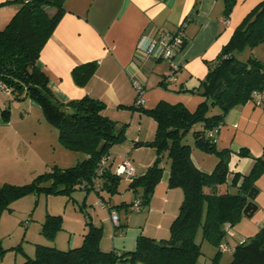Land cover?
I'll return each mask as SVG.
<instances>
[{
  "label": "trees",
  "instance_id": "16d2710c",
  "mask_svg": "<svg viewBox=\"0 0 264 264\" xmlns=\"http://www.w3.org/2000/svg\"><path fill=\"white\" fill-rule=\"evenodd\" d=\"M235 2L223 0L224 19L230 15ZM8 3L17 4L18 8L0 29V84L17 98L24 95L35 101L45 119L58 128L60 143L82 152L83 157L69 167H50L31 182L0 185V215L10 209L13 200L26 194L44 192L71 196L75 189L84 190L85 195L94 191L102 204L98 205L109 209L131 207L135 210L132 205L136 200L140 209L145 208L165 170L164 159L169 169L168 186L180 187L183 193L165 239L141 233L133 250L103 251L99 245L102 227L90 222L86 215L80 245L59 249L37 243L33 256H28L22 264H197L202 254L201 244L195 240L199 231L201 239L216 245L217 253H221L220 244L227 230L243 216L242 209L247 202L241 192H248L264 173V155L254 157L240 148L237 151L240 156L253 158L252 167L248 173L235 172L229 179L230 150L218 149L215 142L225 114L249 101L253 91L264 89V62L254 56L244 59L241 56L245 48L251 49L264 41V0L243 17L217 57L207 62L206 75L196 89L190 90L203 98L194 111L166 101L148 109L137 106L156 121L154 138L144 143L155 146L156 158L143 174L127 177V189L135 195L133 202L120 201L115 205H109L110 198L119 192V182L126 176L117 173L116 167L110 169L108 154L110 146L125 139V125L116 129V123L102 113L105 105L100 99L88 95L67 101L59 99L50 88L47 73L37 64L41 49L65 13V0H5L0 5ZM185 42L184 38L183 46ZM95 68V62H84L74 66L71 74L76 82L84 83ZM159 83L169 88V77ZM1 114L7 120L8 108ZM190 130L195 147L216 154L210 173L202 171L192 161V145L184 142ZM210 130L216 131L209 135ZM102 158L106 162L98 173ZM222 186H226L224 190ZM60 221L61 215H48L42 233L54 238ZM115 228L121 230L119 221ZM245 239L246 242L240 243L239 238L232 247V258L227 264H264V226Z\"/></svg>",
  "mask_w": 264,
  "mask_h": 264
},
{
  "label": "crops",
  "instance_id": "0c3cea01",
  "mask_svg": "<svg viewBox=\"0 0 264 264\" xmlns=\"http://www.w3.org/2000/svg\"><path fill=\"white\" fill-rule=\"evenodd\" d=\"M260 1L236 0L230 15L224 19L223 0H65V13L41 49L37 64L47 73L50 88L59 99L67 101L86 95L100 99L105 105L102 113L116 123V129L125 125V139L110 146L108 165L113 170L127 157L134 176H138L156 158L155 146L144 144L154 138L156 121L135 104L136 84L143 90L144 101L140 106L144 109L166 101L194 111L203 98L190 90L199 86L208 71L207 62L217 57L234 28ZM17 8L14 3L0 5V24H6ZM158 30L167 33L181 30L184 34L186 42L170 62L144 53L145 46ZM84 62H95L96 68L84 83H78L71 71ZM171 76L169 88L162 87L159 81ZM179 88L181 90H177ZM26 101L30 114L35 112L39 116L40 106L30 98ZM224 117L215 142L218 149L230 150V179L233 173L246 174L252 167L253 158L240 156L237 153L240 148L254 157L264 155V106L257 107L247 101L230 109ZM201 150L191 148L192 161L196 167L210 173L216 161ZM163 164L165 170L147 207L136 211L131 207L114 210L98 206L97 213L87 215L90 222L102 227L99 245L103 251L133 250L141 233L156 239L168 237L183 193L180 187L168 186L169 169L165 159ZM123 181L126 192L119 194L120 200L111 197L109 205L135 199L127 189V177H123ZM255 186L258 189L254 198L258 204L255 212H260L264 219V173ZM83 210L85 212L84 207ZM112 213H116L121 230L115 228ZM85 227L84 220V225L81 227L80 223L77 229L80 233L67 229L64 240L57 234L54 246L68 249L80 245Z\"/></svg>",
  "mask_w": 264,
  "mask_h": 264
},
{
  "label": "rangeland",
  "instance_id": "374dc122",
  "mask_svg": "<svg viewBox=\"0 0 264 264\" xmlns=\"http://www.w3.org/2000/svg\"><path fill=\"white\" fill-rule=\"evenodd\" d=\"M4 25L0 24V29ZM241 56L243 59L254 56L264 61V41L251 49L245 48ZM26 100L28 97L21 95L17 98L14 93L6 91L0 85V185L31 182L50 167H68L83 156L82 152L65 148L60 143L58 128L45 119L41 109L39 116L35 112L30 114L31 109ZM5 108L9 111L7 120H4L1 114ZM184 142L195 147L192 130L186 134ZM201 153L217 160L213 152L201 150ZM119 183V192L112 196L115 200H120L119 194L126 192L123 177ZM104 194L107 195L106 192ZM98 201L99 197L94 191L85 195L81 189L72 191L71 196L39 192L13 200L9 205L10 209L0 215V264H22L28 256H33L37 243L54 246L53 239L60 233V238L63 236L64 240V236L68 235L67 229H73L76 234L80 233L77 229L80 223L81 227L84 225L85 216L91 212L95 214L99 210ZM58 214L61 215L60 228L54 238H49L42 233L43 222L48 215ZM261 215L260 212H255L251 217L243 216L230 226V234L225 235L222 244L234 247L239 238L252 237L264 226ZM195 240L201 244L202 253L197 264H212L213 261L214 264H227L232 258V252L229 250L217 253L218 247L204 238L201 239L200 231ZM49 242L51 244H46ZM59 243L57 242V245H61Z\"/></svg>",
  "mask_w": 264,
  "mask_h": 264
},
{
  "label": "built area",
  "instance_id": "2783aa9c",
  "mask_svg": "<svg viewBox=\"0 0 264 264\" xmlns=\"http://www.w3.org/2000/svg\"><path fill=\"white\" fill-rule=\"evenodd\" d=\"M157 35L153 38H151L149 40V42L147 43V45L145 46V50L144 53L152 56L156 59L158 58H163L168 60L169 62L172 61L174 59V56L180 52V50L182 49L183 46V42H184V34L182 33L181 30H178L176 32L173 33H167L161 30H158ZM173 77L171 76L169 78V80H171ZM3 88L4 86L2 84H0ZM136 90H137V94H136V100H135V104L137 106H140L143 103V90L141 86H138L136 84ZM253 97L249 100V102H251V104L255 105V106H264V89L262 90H258V91H253L252 93ZM216 130H210L208 132L209 135H213L215 133ZM106 159L102 158L101 162L99 163L98 167H97V172L100 173L103 165L105 164ZM116 171L119 174H122L126 177H132L134 175V170L133 167L131 165V162L129 160V158L125 157V159H123L117 166H116ZM97 187V186H96ZM96 189V188H95ZM98 189V187H97ZM96 189V190H97ZM100 205L101 201L98 202ZM132 207H134L135 210L139 211L140 207H139V202L138 200H136ZM111 220H113L114 225H116L118 223L117 220V215L116 213H112L111 214ZM229 229L227 230V233H229ZM240 243H244L246 242V239L244 237L240 238ZM233 248L226 246L225 244H220V250L221 251H231Z\"/></svg>",
  "mask_w": 264,
  "mask_h": 264
},
{
  "label": "water",
  "instance_id": "95a60500",
  "mask_svg": "<svg viewBox=\"0 0 264 264\" xmlns=\"http://www.w3.org/2000/svg\"><path fill=\"white\" fill-rule=\"evenodd\" d=\"M69 112H72L69 109ZM258 193V189L255 186H252L248 192H241V195L246 199V205L242 209V215L251 217L253 213L257 210L258 204L254 202V198Z\"/></svg>",
  "mask_w": 264,
  "mask_h": 264
}]
</instances>
